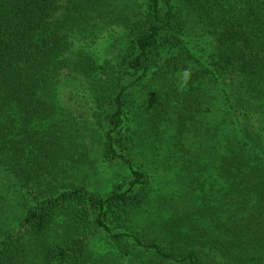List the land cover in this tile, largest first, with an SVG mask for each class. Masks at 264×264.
Segmentation results:
<instances>
[{
	"label": "trees",
	"instance_id": "16d2710c",
	"mask_svg": "<svg viewBox=\"0 0 264 264\" xmlns=\"http://www.w3.org/2000/svg\"><path fill=\"white\" fill-rule=\"evenodd\" d=\"M0 264H264V0H0Z\"/></svg>",
	"mask_w": 264,
	"mask_h": 264
},
{
	"label": "clouds",
	"instance_id": "9594fccd",
	"mask_svg": "<svg viewBox=\"0 0 264 264\" xmlns=\"http://www.w3.org/2000/svg\"><path fill=\"white\" fill-rule=\"evenodd\" d=\"M189 73L188 72H185L184 73V78H185V81L187 80V77H188Z\"/></svg>",
	"mask_w": 264,
	"mask_h": 264
}]
</instances>
